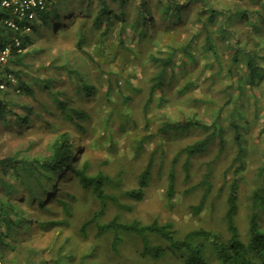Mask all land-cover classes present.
Masks as SVG:
<instances>
[{
  "label": "rangeland",
  "instance_id": "374dc122",
  "mask_svg": "<svg viewBox=\"0 0 264 264\" xmlns=\"http://www.w3.org/2000/svg\"><path fill=\"white\" fill-rule=\"evenodd\" d=\"M202 1L57 0L53 7L63 15L60 25L54 30L52 9L46 20L38 16L35 30L24 33L31 41L25 50L26 68L18 67L20 79L7 74L12 78L0 98L9 101L11 112L6 122L0 121V159L12 156L32 160L47 155L50 142L58 130L62 131L59 128L68 125L57 119L52 126L41 107L18 92L20 82L29 80L30 61L37 68L31 71L32 75L55 77V88H64L69 96L75 95V91L66 66L81 73L89 72L91 79L97 80L95 92L74 100L90 115L85 134L80 137L70 130L73 139H82L80 149L78 144L72 148L75 154L79 152L74 166L85 162L88 175L99 172L108 175L111 183L105 186V191L115 196L136 187L137 176L150 159L152 166L143 198L122 199L132 210L119 211L109 202L99 221L107 222L119 214L124 221H169L180 237L192 230L205 229L226 238L223 216L230 184L235 182L238 195L235 222L240 237L246 240L253 194L260 191L264 197V77L252 87L244 81L245 70L241 64H233L230 48L216 33L215 23L207 21V13L201 6L204 2L215 7L238 4L253 17L261 13L264 26V0ZM103 9L108 11L109 18L103 15L96 27L94 18ZM79 32L84 37L80 47ZM238 34L248 39L242 27ZM169 54H173V60L165 69L167 81L153 90V75L161 70L153 62V55ZM24 105L39 113L31 115L27 125L17 123L11 114L23 115ZM210 134L204 150L191 156L181 152L185 146ZM238 143L243 146V153L231 165L239 151ZM238 164L241 170L236 172ZM67 171L53 176L55 187L50 188L51 197L44 198L42 217L60 220L61 204L55 199L62 198L74 203L68 223L53 225L41 237L30 238L28 230L10 238L1 235L0 257L4 264H29L26 245H44L46 249L53 246L67 259L73 258L71 264H78L79 257L91 247L96 255L84 258L83 264H182L171 255L157 260L142 257L138 239L129 236L115 253L110 246V234L98 235L94 224L88 225L86 236L81 235L82 222L97 209L99 202L90 188H83L74 174ZM170 171L175 178V193L169 200L166 190ZM1 172L0 169L3 181L17 182L11 174L2 176ZM17 188L22 190L20 185ZM18 195L14 192L12 199ZM25 196L23 191V199ZM5 197L0 183V198L7 202ZM203 197L201 210L194 213L192 208ZM23 201L20 206L27 211L29 204ZM29 217L33 219L31 214ZM258 221L264 230L263 209ZM153 243L161 241L153 238ZM210 262L218 264L212 257Z\"/></svg>",
  "mask_w": 264,
  "mask_h": 264
},
{
  "label": "trees",
  "instance_id": "16d2710c",
  "mask_svg": "<svg viewBox=\"0 0 264 264\" xmlns=\"http://www.w3.org/2000/svg\"><path fill=\"white\" fill-rule=\"evenodd\" d=\"M123 1L125 0H121V2ZM196 1L203 2L202 0ZM172 3L170 2L169 4L171 5ZM202 4L203 7L201 6V8L207 13V21L215 23L216 33L221 36L225 45L230 48L233 64H241V67L245 70L244 81L250 87L257 85L264 77V26H262L261 20L263 15L260 13V16L253 17L249 10L242 8L238 4L232 7L208 6L207 2ZM53 6L51 7L53 10L52 21L55 22L53 24L54 30H56L57 25H60L63 15ZM177 6L175 7L180 10ZM262 7L264 8V3ZM48 12L40 14V17L46 20ZM85 12L89 13L90 10H86ZM99 13L100 16L95 17L93 21L96 27L99 26L98 20L103 15L109 18L106 9L101 10ZM6 16L11 17V15L0 10V43L9 42L11 37L16 34V32L3 25L2 21ZM29 26L31 30H35L37 26L36 21L31 22ZM239 27L247 31V40L238 34ZM78 36L80 47L84 37L81 32L78 33ZM30 42L27 34L21 35L20 46L23 52H17L16 49H13L1 73L15 74L20 79L21 71L18 67L24 66L26 68L27 66L25 59L28 53L25 50ZM89 57L92 60L91 56ZM172 57L173 54H169L168 57H156L153 55V62L161 68L160 71L153 75V90L161 88L162 84L167 81L165 69L173 60ZM29 66V68L32 67V69H27L30 81H21L18 92L31 97V100L35 101L41 107L43 113L50 118L52 126L56 125L57 119L68 125L59 128L62 131L58 130L56 136L50 142L47 155L33 158L32 160L12 156L0 159L1 175L11 174L17 181L16 183L9 184L0 179L5 195H7L5 197L7 202H4V199L0 198V236L10 238L15 234L21 233L23 230H28L30 238L41 237L53 225L68 223L67 218L73 214L74 203L62 198L55 199L61 204L63 214L60 220L56 221L42 217L45 204L44 198H50L52 194H50V188L55 187L53 176L66 169L68 170L67 172L74 174L83 188H90L92 194L99 202L97 209L92 210L89 217L82 222L80 227L81 235H85L88 225L94 224L98 235L103 233L110 234V246L115 253L119 252V246L123 243L125 237L129 236L138 239L141 245L140 254L142 257L154 260L171 255L179 259L182 264H211V257L216 259L218 264H264V230L260 227L258 221L260 210H264V197L260 191H256L253 194L247 238L243 240L240 237L235 222V215L238 209V195L235 182L230 184L226 199V210L223 216L225 231L227 233L226 238H223L219 233L205 229L192 230L180 237L177 235L173 223L169 221L163 223L157 220H152L149 223H143L137 219L124 221L120 219L119 214L115 215L111 220L101 223L99 219L105 214L109 202L114 204L119 211H131L130 205L123 203L122 199L130 198L139 201L143 198L144 190L148 187L152 176L151 159L138 174L135 188L124 191L122 195L107 194L105 186L108 187L111 183V178L108 175L103 172L92 176L88 175L86 173L87 165L85 162L80 166H74L73 163L78 160L79 152L75 154L72 148L78 144L77 147L80 149L79 142L82 139H73V136L70 135V130L76 131V134L80 137L81 133L85 134L88 131L89 112L80 106L82 104L78 105L74 100L86 98L94 93L97 80L91 79L92 76L90 77L89 72L81 73L77 69L66 66L67 77L71 79L75 91V95L69 96L64 88H55V77H41L37 73L32 75L33 72L31 71L37 68H33L31 61ZM37 93H41V95L36 96ZM22 109L24 110L23 115L17 112L11 113L19 124L27 125L31 115H39L28 105H24ZM10 112L9 101L0 98V121L6 122ZM210 136L211 134L204 139L196 140L192 144L185 146L181 152L186 153L187 156H191L198 151L204 150L211 139ZM82 138L84 139V137ZM238 148L239 151L235 155L231 165L237 163L241 158L243 146L238 143ZM235 169L238 172L241 170V166L238 164ZM205 184L209 186L206 180ZM17 185L22 187L21 191L17 188ZM23 191L26 192L25 199L22 197ZM14 192L19 195L12 199ZM174 193L175 178L173 172L170 171L166 190L167 199H172ZM70 198L72 196H69ZM204 199L203 197L200 203L192 208L194 213H198L201 210ZM21 200L22 202H24L23 200H27L26 202L29 204L27 211H24V207L20 206ZM35 204L38 207H34ZM29 214L33 216V219L29 217ZM153 238L161 241V243H153ZM25 247L27 249V262L29 264H71L74 260L73 258L67 259L61 250H56L53 246L48 247V249L44 245H26ZM46 250H48L47 253H45ZM49 250L52 253H49ZM55 251L56 255L54 254ZM95 255V248H89L81 258L79 257L78 264H83L84 258L89 259Z\"/></svg>",
  "mask_w": 264,
  "mask_h": 264
},
{
  "label": "built area",
  "instance_id": "2783aa9c",
  "mask_svg": "<svg viewBox=\"0 0 264 264\" xmlns=\"http://www.w3.org/2000/svg\"><path fill=\"white\" fill-rule=\"evenodd\" d=\"M57 0H0V10L11 15L3 18V25L16 32L9 42L0 43V97L8 89L11 76L1 73L7 64L13 49L23 52L21 49V35L30 31L29 24L37 17L51 9ZM22 33V34H21ZM0 264H4L0 257Z\"/></svg>",
  "mask_w": 264,
  "mask_h": 264
},
{
  "label": "crops",
  "instance_id": "0c3cea01",
  "mask_svg": "<svg viewBox=\"0 0 264 264\" xmlns=\"http://www.w3.org/2000/svg\"><path fill=\"white\" fill-rule=\"evenodd\" d=\"M40 16V15H39Z\"/></svg>",
  "mask_w": 264,
  "mask_h": 264
}]
</instances>
